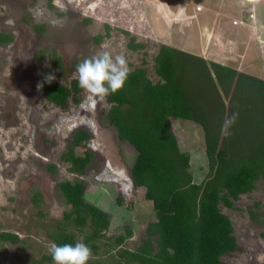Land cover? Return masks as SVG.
I'll list each match as a JSON object with an SVG mask.
<instances>
[{
  "label": "rangeland",
  "instance_id": "1",
  "mask_svg": "<svg viewBox=\"0 0 264 264\" xmlns=\"http://www.w3.org/2000/svg\"><path fill=\"white\" fill-rule=\"evenodd\" d=\"M262 1L0 0V33L12 36L0 44V233L20 239L16 244L0 240V264H38L50 255L48 234L71 211L58 188L62 182L83 181L86 200L112 215L97 251L89 247L87 263L118 264L116 252L135 250L155 220L145 189L133 186L135 150L104 122L106 98L94 100L82 89L79 103L70 101L61 109L44 99L38 85L49 75L69 85L78 79L77 64L105 49L124 55L129 71L145 68L156 82L153 59L161 44L264 79ZM38 25L44 30L38 31ZM130 36L143 48L131 49ZM54 59L58 64H52ZM171 126L180 149L190 155V170L199 183L207 172L202 129L173 118ZM79 128L91 138L75 152L94 156L82 175L71 172L61 159ZM53 165L55 170L49 169ZM36 192L42 197L39 205L33 200ZM220 208L230 217L238 244L222 257L223 263L264 264V181H257L232 208ZM126 226L132 235L123 245H106L124 234ZM69 231L84 243V232L73 225Z\"/></svg>",
  "mask_w": 264,
  "mask_h": 264
},
{
  "label": "trees",
  "instance_id": "2",
  "mask_svg": "<svg viewBox=\"0 0 264 264\" xmlns=\"http://www.w3.org/2000/svg\"><path fill=\"white\" fill-rule=\"evenodd\" d=\"M36 29L44 30L39 25ZM11 40L10 34L0 33L1 45ZM100 41L98 36L96 42ZM128 45L133 50L143 48L134 36L129 37ZM51 62L58 64L55 59ZM153 63L156 82L145 68H135L129 71L124 87L106 97L109 108L104 111V122L115 128L120 142L135 150L130 167L133 186L145 189L155 216L135 250L116 252L118 264H224L222 257L237 250L238 244L232 221L220 206L232 208L241 195L253 191L257 181H264V79L166 44L160 45ZM41 92L47 101L67 109L70 101H81L82 89L78 79L69 85L45 80ZM233 113L238 114L236 122L225 136L221 126ZM172 118L202 129L207 172L199 183L190 170V155L179 147ZM90 138L84 129L74 131L61 155L71 172L82 175L92 162L93 153L75 152ZM49 169L55 170V166ZM58 188L71 211L49 238L57 245L74 246L76 233L69 231L73 225L84 232V243L96 252L112 215L86 200L83 181L62 182ZM33 200L39 205L42 197L36 192ZM117 203H122L121 198ZM124 229V234L106 245H123L132 235L130 227ZM0 240L20 242L10 232H1ZM44 262H53L51 255L43 256L38 264Z\"/></svg>",
  "mask_w": 264,
  "mask_h": 264
},
{
  "label": "clouds",
  "instance_id": "3",
  "mask_svg": "<svg viewBox=\"0 0 264 264\" xmlns=\"http://www.w3.org/2000/svg\"><path fill=\"white\" fill-rule=\"evenodd\" d=\"M74 74L78 78V85L90 98L104 100L108 95L115 94L124 87L129 75L127 59L122 54L113 55L105 49L77 64ZM54 75L46 77L51 83ZM42 85H38V89ZM238 114L227 116L221 126V133L230 135L229 129L235 124ZM54 264H87L92 256L91 249L82 242L74 246L69 243L57 245L51 243L48 249Z\"/></svg>",
  "mask_w": 264,
  "mask_h": 264
}]
</instances>
